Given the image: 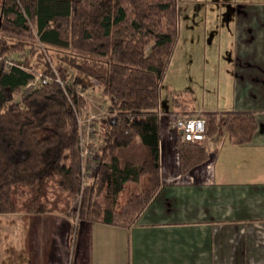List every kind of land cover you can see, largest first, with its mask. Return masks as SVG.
I'll list each match as a JSON object with an SVG mask.
<instances>
[{"label":"trees","instance_id":"obj_1","mask_svg":"<svg viewBox=\"0 0 264 264\" xmlns=\"http://www.w3.org/2000/svg\"><path fill=\"white\" fill-rule=\"evenodd\" d=\"M34 36L47 56L30 44ZM177 37V0H0V214L51 212L52 182L78 197V220L132 224L160 185V85ZM36 74L49 82L14 101ZM93 81L110 104L100 120V160L85 181L81 89ZM194 104L191 92L173 94L167 115L194 113ZM200 115L207 137L224 129L233 145L249 144L257 131L253 112ZM137 138L141 163L121 164L118 151ZM175 146L182 174L207 160L201 144L177 135Z\"/></svg>","mask_w":264,"mask_h":264},{"label":"crops","instance_id":"obj_2","mask_svg":"<svg viewBox=\"0 0 264 264\" xmlns=\"http://www.w3.org/2000/svg\"><path fill=\"white\" fill-rule=\"evenodd\" d=\"M200 1L178 0V29L195 28L197 8L205 23L209 11L219 14L210 41L223 35L224 52L213 59L223 63L227 101L205 107L193 89L196 108L253 112V140L233 145L222 129L203 144L207 160L182 174L161 120L160 185L131 226L59 212L0 214V264H264V0Z\"/></svg>","mask_w":264,"mask_h":264},{"label":"rangeland","instance_id":"obj_3","mask_svg":"<svg viewBox=\"0 0 264 264\" xmlns=\"http://www.w3.org/2000/svg\"><path fill=\"white\" fill-rule=\"evenodd\" d=\"M206 4L208 5V7H211L215 5L228 4V1L206 0L203 2H198L196 6L203 7ZM196 11L197 12H195V14L192 16V21L194 22L195 28L192 30L184 28L180 29V31L178 29L177 42L175 44L173 53L170 57L168 66L160 85L159 104L162 108L161 110L163 111L169 109L170 107L172 108L171 96L173 94H183L186 91L191 92V90L193 89H195V91L196 89L199 90L196 92L195 98L199 103H204L205 107H208L207 105L216 104L219 106H223V104L227 101V81H224L225 76L223 75V71L221 68V64L223 63L214 61L213 59L215 56H217V54H222L224 52L222 42L223 35H216L214 39L210 41L212 31H216L218 29V24L221 19L218 18L219 14L211 13L209 11L207 13V22L205 23L204 17L206 13L204 11V8H197ZM184 15L185 14H183V17ZM204 27L206 28L204 29ZM211 27L215 28V30H212ZM204 32H206L208 37L207 45L202 44ZM35 36L32 41H29L30 44L35 47L37 52L43 53L47 56L48 48L39 43ZM26 55L27 50L16 54L15 56L7 57L6 63L12 62L11 60L13 58H21ZM201 65H203V67ZM67 69L69 73H72L71 69ZM24 93L25 92L22 89L19 94L14 95L13 100L19 101ZM81 95L84 97L88 104L86 113L79 120L82 154L84 165L86 168V170L84 171V178L86 181V179L90 175L92 176V174L95 172L100 160L99 148L101 147V143L103 140L100 131V120L109 115L108 107L110 101L102 93L100 86L94 81L89 86L81 89ZM192 95L194 97L195 94L192 93ZM194 107V113L182 114L180 112L176 116L180 117L185 115H200L201 112H205L197 110L196 103L194 104ZM158 113L159 110L157 112V115L162 120L160 121L163 122L164 125L167 126L168 124L169 126V130L167 131L164 128L163 135H166V133H168V135L174 136V139L177 135L180 136L177 130L173 127V117L167 115V112L164 113L161 111L159 114ZM168 117H170V119H168ZM161 125L162 124L160 123V126ZM206 139L207 135L205 140ZM205 140L203 141V143H201V145L204 144ZM143 155L144 151L138 138L135 139L128 147L122 148L118 151V156L121 164L129 161L138 165L141 163ZM15 198L18 201H21L22 198H24L21 190H17ZM78 200V197L69 195L66 192H60L56 184L52 182L50 183L47 194V206L48 208H54L51 212L74 215L71 214V211L78 205ZM53 204H55V206H53ZM67 211L68 213H66ZM132 224H130L129 226H131Z\"/></svg>","mask_w":264,"mask_h":264},{"label":"built area","instance_id":"obj_4","mask_svg":"<svg viewBox=\"0 0 264 264\" xmlns=\"http://www.w3.org/2000/svg\"><path fill=\"white\" fill-rule=\"evenodd\" d=\"M7 63L8 65L12 64L11 62ZM47 82H49V78L47 76L36 74L34 80L27 83L22 89L25 93H29L30 91L37 88L40 84H44ZM173 127L177 130V132L181 136L182 141L184 142L190 144H201L206 138V121L200 115H185L176 117L173 122ZM85 170L86 168L84 165L83 171Z\"/></svg>","mask_w":264,"mask_h":264}]
</instances>
